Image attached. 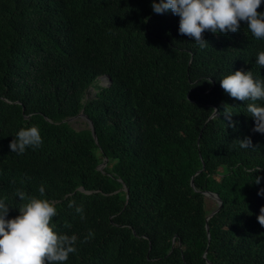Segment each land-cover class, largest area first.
Masks as SVG:
<instances>
[{
    "label": "trees",
    "instance_id": "16d2710c",
    "mask_svg": "<svg viewBox=\"0 0 264 264\" xmlns=\"http://www.w3.org/2000/svg\"><path fill=\"white\" fill-rule=\"evenodd\" d=\"M179 19L151 0H0V196L14 216L17 189L45 186L57 230L79 237L63 264H264V133L220 83L264 78V39L242 21L200 48ZM81 113L98 141L68 121ZM32 124L42 145L13 152ZM204 191L223 201L209 220Z\"/></svg>",
    "mask_w": 264,
    "mask_h": 264
},
{
    "label": "clouds",
    "instance_id": "9594fccd",
    "mask_svg": "<svg viewBox=\"0 0 264 264\" xmlns=\"http://www.w3.org/2000/svg\"><path fill=\"white\" fill-rule=\"evenodd\" d=\"M262 3L264 0H151L154 12L171 10L178 15V31L191 37L200 48L209 43L203 35L205 30L223 34L236 32L242 21L256 39H264V10L258 11ZM255 63L264 67V49L257 52ZM220 83L231 97L251 101L246 113L255 120L254 130L264 133V103H256L264 101V78L255 76L251 69L241 68L222 75ZM224 109L231 116L233 112L226 106ZM238 139L241 148L252 146L251 137ZM42 143L41 129L32 124L20 127L9 146L13 152L23 153L28 147L36 148ZM260 179L256 175L254 181L259 183ZM45 192L43 184L39 187V195L17 189L16 196L22 202L16 206L18 212L14 216H9L12 204L0 196V264H63L70 254L77 252L78 235L57 230L53 223L57 207ZM258 194L264 195V188ZM76 211L82 212V208L77 207ZM258 220L264 224V207ZM93 236L90 229L83 239Z\"/></svg>",
    "mask_w": 264,
    "mask_h": 264
},
{
    "label": "rangeland",
    "instance_id": "374dc122",
    "mask_svg": "<svg viewBox=\"0 0 264 264\" xmlns=\"http://www.w3.org/2000/svg\"><path fill=\"white\" fill-rule=\"evenodd\" d=\"M99 83L100 84L108 83V79L107 80L106 79H100ZM96 92H97V90L94 87H91L88 91L87 98L93 97L96 94ZM68 121L77 130L88 128L90 126L89 121L84 116L72 117V118H69ZM99 155H100V153H99ZM107 165H108V163L106 164V166ZM225 171H226L225 167L221 166L219 168V174L220 175H223ZM206 202H207L208 215L213 213L219 207L218 200L213 196H206Z\"/></svg>",
    "mask_w": 264,
    "mask_h": 264
},
{
    "label": "water",
    "instance_id": "95a60500",
    "mask_svg": "<svg viewBox=\"0 0 264 264\" xmlns=\"http://www.w3.org/2000/svg\"><path fill=\"white\" fill-rule=\"evenodd\" d=\"M101 78H102V79H106V80L108 79V83H105V84H104L105 86H109V85L112 83V79H111V77H108V76H102ZM78 116H84V117L89 121L90 128L92 129V131H93V133H94V137H95L96 141H98V137H97V135H96V133H95V128H94V124H93L92 120L89 119V117H88L85 113H81V114L78 115ZM76 117H77V116H76ZM106 164H107V161H105L102 165H100V166H99V169H103V168L106 166ZM192 185L195 186L194 181H192ZM125 189H126V191L128 192V197H129V188H128L127 186H125ZM82 190H83V189H82ZM204 194H205V196H213V197H215V198L218 200V202H219V207H218L213 213H211V214L208 216L207 219L209 220V219L212 218L216 213H218V212L220 211V209L223 207V201H222V199L220 198L219 194L216 193V192H212V191H204ZM207 230H208L209 237H210V226H209V224H207ZM204 256H205V257L207 256V252L205 253ZM208 264H213V263L209 261Z\"/></svg>",
    "mask_w": 264,
    "mask_h": 264
}]
</instances>
